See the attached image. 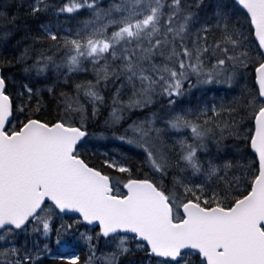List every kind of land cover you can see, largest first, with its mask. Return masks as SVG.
I'll list each match as a JSON object with an SVG mask.
<instances>
[{"label": "snow or ice", "instance_id": "1", "mask_svg": "<svg viewBox=\"0 0 264 264\" xmlns=\"http://www.w3.org/2000/svg\"><path fill=\"white\" fill-rule=\"evenodd\" d=\"M0 264H264V0H0Z\"/></svg>", "mask_w": 264, "mask_h": 264}]
</instances>
